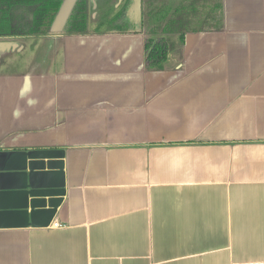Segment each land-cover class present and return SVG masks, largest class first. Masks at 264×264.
I'll return each mask as SVG.
<instances>
[{"label":"crops","instance_id":"crops-1","mask_svg":"<svg viewBox=\"0 0 264 264\" xmlns=\"http://www.w3.org/2000/svg\"><path fill=\"white\" fill-rule=\"evenodd\" d=\"M178 1L161 68L135 0L128 30L44 35L43 62L0 37V211L31 161L65 190L53 216L0 214V264H264V0Z\"/></svg>","mask_w":264,"mask_h":264},{"label":"trees","instance_id":"trees-1","mask_svg":"<svg viewBox=\"0 0 264 264\" xmlns=\"http://www.w3.org/2000/svg\"><path fill=\"white\" fill-rule=\"evenodd\" d=\"M65 0H0V37L19 35H47ZM153 2L151 5L153 6ZM88 0H77L66 21L63 33L77 35L98 33V29L89 28ZM144 24V18L141 19ZM140 21V23H141ZM181 20L170 18L164 30L180 28V43L185 41V32ZM120 30H128L126 27ZM175 47L166 32L157 37L145 38V67L161 68Z\"/></svg>","mask_w":264,"mask_h":264},{"label":"rangeland","instance_id":"rangeland-1","mask_svg":"<svg viewBox=\"0 0 264 264\" xmlns=\"http://www.w3.org/2000/svg\"><path fill=\"white\" fill-rule=\"evenodd\" d=\"M188 1V0H187ZM206 3L209 0H205ZM143 6L141 7L143 11L142 19L144 18V24L143 21L137 24L149 37H157L160 33L166 32L167 37L170 38L171 41L175 44V47L173 50H175L180 45V36L176 35L178 33L177 29L175 30H169L168 32L165 31L164 25L169 21L170 18H176L181 17L182 21H187L191 17V13L186 11L184 12L181 8V2L178 0H142ZM151 2H153V6L151 5ZM90 3V11L91 8L94 7L95 11L92 14L93 18L91 16L89 17V28L92 30L94 28L98 29L100 32L104 30H108L111 28H121L123 27L126 22L123 24V20H121V16L124 10V4L122 3V0H89ZM188 3V2H187ZM205 3V2H204ZM213 2L212 0L209 1V4L207 3V6L202 5L201 9L204 11L205 7L212 6ZM208 7V8H209ZM180 9V12L177 13V11ZM183 11V12H182ZM205 11H208L205 9ZM203 13V12H202ZM95 14L97 16L95 17ZM197 14V13H196ZM91 15V14H90ZM179 15V16H178ZM199 15V14H198ZM132 18V19H131ZM133 14L131 13L129 16V22L133 21ZM183 24V23H182ZM127 25V24H126ZM131 27L135 26L134 24H131ZM185 24L182 29L187 28ZM172 33V34H170ZM170 34V35H169ZM25 36V35H24ZM146 38V37H145ZM176 40V41H174ZM28 50L26 51L25 55L23 56L25 64L22 66H26L27 63H31L33 61H44L45 60V48L44 45L48 43V40L46 39V36L44 35H32L27 36L25 39ZM53 52V51H52ZM55 52V50H54ZM60 53H58V56ZM166 62V61H165Z\"/></svg>","mask_w":264,"mask_h":264},{"label":"water","instance_id":"water-1","mask_svg":"<svg viewBox=\"0 0 264 264\" xmlns=\"http://www.w3.org/2000/svg\"><path fill=\"white\" fill-rule=\"evenodd\" d=\"M77 0H65L52 27L51 31H63L64 26L66 24V21L68 20L72 9L75 5ZM142 0H135V9L138 13V17L141 15V6H142ZM11 154V153H6ZM31 155V158H36L37 156H34L36 153H28ZM30 184L27 186H24L22 189H20L18 192L11 191L13 193H10L9 195H20L25 200V206L20 211H15L14 209H11L8 212L0 211V214L8 213L11 215L14 214H23L25 216H31V219L33 221L38 220L40 217H50L53 216V214L56 212V209L61 202L62 196L65 193V190L62 187H56L53 189H38L35 188V181L37 178V173L34 171L35 169L44 168L43 162H36L31 161L30 163ZM41 165V166H37ZM0 173V177H1ZM1 192V191H0ZM1 196V193H0ZM50 196V198L47 200L44 197ZM31 197V199H30ZM49 205L48 209H42L46 205ZM30 208V213H29ZM1 210V209H0Z\"/></svg>","mask_w":264,"mask_h":264},{"label":"flooded vegetation","instance_id":"flooded-vegetation-1","mask_svg":"<svg viewBox=\"0 0 264 264\" xmlns=\"http://www.w3.org/2000/svg\"><path fill=\"white\" fill-rule=\"evenodd\" d=\"M122 3L124 4V10H123V13H122V16H121V20H123V24L124 22H126V24L123 25V27L119 28V29H122L124 27H126L127 29H129L131 27L130 25V22L131 24H135L133 23L132 21H128L129 20V16L130 14L132 13L133 16H134V19L136 18L135 17V13H134V9H133V5H134V0H122ZM143 3V2H142ZM143 6V4H142ZM141 6V7H142ZM90 3H89V0H88V10H89V15L91 14L92 10L94 9V7L91 8V11H90ZM143 9V8H142ZM142 14H143V11H142ZM132 19V18H131ZM133 27V26H132Z\"/></svg>","mask_w":264,"mask_h":264},{"label":"built area","instance_id":"built-area-1","mask_svg":"<svg viewBox=\"0 0 264 264\" xmlns=\"http://www.w3.org/2000/svg\"><path fill=\"white\" fill-rule=\"evenodd\" d=\"M54 225H55V226H61V225H60L59 223H57V222H56V223H54Z\"/></svg>","mask_w":264,"mask_h":264}]
</instances>
